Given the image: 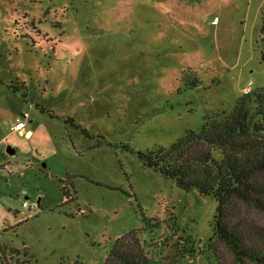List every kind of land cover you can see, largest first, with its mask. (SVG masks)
Here are the masks:
<instances>
[{"label":"rangeland","instance_id":"obj_1","mask_svg":"<svg viewBox=\"0 0 264 264\" xmlns=\"http://www.w3.org/2000/svg\"><path fill=\"white\" fill-rule=\"evenodd\" d=\"M263 8L0 0V264H103L130 230L153 264H237L210 241L217 200L138 151L264 88Z\"/></svg>","mask_w":264,"mask_h":264},{"label":"trees","instance_id":"obj_2","mask_svg":"<svg viewBox=\"0 0 264 264\" xmlns=\"http://www.w3.org/2000/svg\"><path fill=\"white\" fill-rule=\"evenodd\" d=\"M138 154L181 188L217 200L210 241L227 248L237 264H264V88L243 93L230 112L206 115L201 130L186 131L171 146ZM103 264L153 261L130 230L117 238Z\"/></svg>","mask_w":264,"mask_h":264},{"label":"built area","instance_id":"obj_3","mask_svg":"<svg viewBox=\"0 0 264 264\" xmlns=\"http://www.w3.org/2000/svg\"><path fill=\"white\" fill-rule=\"evenodd\" d=\"M214 23H216V22H218V18L215 20V21H213ZM25 127H26V122L24 121V120H19L17 123H16V125L14 126V129L16 130V131H19V132H23L24 131V129H25ZM28 135L30 134V132H26ZM24 205L26 206V207H28V206H30L29 205V202L28 201H26V202H24ZM38 206V204H36V207Z\"/></svg>","mask_w":264,"mask_h":264},{"label":"water","instance_id":"obj_4","mask_svg":"<svg viewBox=\"0 0 264 264\" xmlns=\"http://www.w3.org/2000/svg\"><path fill=\"white\" fill-rule=\"evenodd\" d=\"M7 151H8V153H10V154H15L16 153V150L13 148V147H8V149H7Z\"/></svg>","mask_w":264,"mask_h":264}]
</instances>
